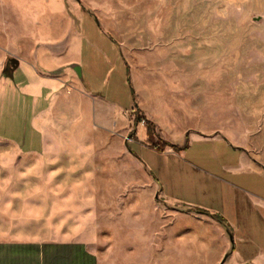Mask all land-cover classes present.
Returning a JSON list of instances; mask_svg holds the SVG:
<instances>
[{"label":"rangeland","instance_id":"1","mask_svg":"<svg viewBox=\"0 0 264 264\" xmlns=\"http://www.w3.org/2000/svg\"><path fill=\"white\" fill-rule=\"evenodd\" d=\"M79 1L0 0L2 239L264 264V0Z\"/></svg>","mask_w":264,"mask_h":264},{"label":"crops","instance_id":"2","mask_svg":"<svg viewBox=\"0 0 264 264\" xmlns=\"http://www.w3.org/2000/svg\"><path fill=\"white\" fill-rule=\"evenodd\" d=\"M3 53L12 54L7 51ZM15 57L22 58L16 55ZM17 68L14 70V80L24 77L26 93L37 91L38 76L33 71L35 69L20 63ZM71 78L75 77L71 76ZM53 81L60 83L59 80L53 79ZM73 90L72 96L76 92V88L73 87ZM47 139H50L49 136ZM0 173H2V148H0ZM1 185L0 182V189ZM0 202H2L1 197ZM0 264H99V261L94 251L84 242L2 239V235H0Z\"/></svg>","mask_w":264,"mask_h":264},{"label":"trees","instance_id":"3","mask_svg":"<svg viewBox=\"0 0 264 264\" xmlns=\"http://www.w3.org/2000/svg\"><path fill=\"white\" fill-rule=\"evenodd\" d=\"M80 5H81V8H82V10L83 11H85V12H87L88 14H90L91 16H93L91 13H90V11L82 4V3H80ZM142 121H144V120H142ZM141 120H140V115L138 114L137 115V120H136V122L138 123V122H142ZM145 122V124L147 125V126H149L148 125V122H146V121H144Z\"/></svg>","mask_w":264,"mask_h":264},{"label":"water","instance_id":"4","mask_svg":"<svg viewBox=\"0 0 264 264\" xmlns=\"http://www.w3.org/2000/svg\"><path fill=\"white\" fill-rule=\"evenodd\" d=\"M79 1V0H78ZM80 2V1H79ZM97 22H98V24H99V21L97 20ZM12 62L15 64V67H18L19 66V61L18 60H16V59H12ZM231 240L233 241V238H232V236H231ZM227 258H228V256H226L225 257V259L223 260V263L222 264H224L225 263V261L227 260Z\"/></svg>","mask_w":264,"mask_h":264},{"label":"built area","instance_id":"5","mask_svg":"<svg viewBox=\"0 0 264 264\" xmlns=\"http://www.w3.org/2000/svg\"><path fill=\"white\" fill-rule=\"evenodd\" d=\"M142 123H145L144 121H142Z\"/></svg>","mask_w":264,"mask_h":264}]
</instances>
